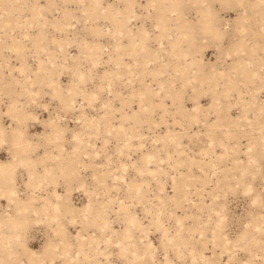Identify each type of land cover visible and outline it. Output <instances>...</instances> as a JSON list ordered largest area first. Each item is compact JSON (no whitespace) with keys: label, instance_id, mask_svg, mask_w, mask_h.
<instances>
[{"label":"rangeland","instance_id":"obj_1","mask_svg":"<svg viewBox=\"0 0 264 264\" xmlns=\"http://www.w3.org/2000/svg\"><path fill=\"white\" fill-rule=\"evenodd\" d=\"M0 264H264V0H0Z\"/></svg>","mask_w":264,"mask_h":264},{"label":"bare ground","instance_id":"obj_2","mask_svg":"<svg viewBox=\"0 0 264 264\" xmlns=\"http://www.w3.org/2000/svg\"><path fill=\"white\" fill-rule=\"evenodd\" d=\"M70 174V173H69ZM182 197V196H181ZM180 197V198H181ZM180 198H179V200H180ZM177 201H178V199H177ZM183 202V201H182ZM101 215V214H100ZM99 215V216H100ZM101 220H102V222L104 221L105 222V220H104V218H101ZM101 222V221H100ZM218 231V230H217ZM179 238V237H178ZM181 238V237H180ZM215 239H217V240H219V237H218V235L217 234H215ZM180 240V239H179ZM178 242H180V241H178ZM180 244H181V242H180ZM122 246H123V244H122ZM134 251V250H133ZM177 253H179V251L177 252ZM180 255V254H179Z\"/></svg>","mask_w":264,"mask_h":264}]
</instances>
